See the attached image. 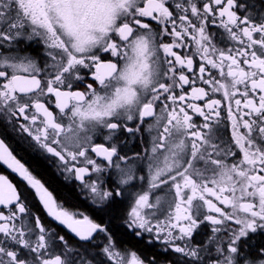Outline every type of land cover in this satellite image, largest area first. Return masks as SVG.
Wrapping results in <instances>:
<instances>
[{"label":"snow or ice","instance_id":"obj_1","mask_svg":"<svg viewBox=\"0 0 264 264\" xmlns=\"http://www.w3.org/2000/svg\"><path fill=\"white\" fill-rule=\"evenodd\" d=\"M246 7L0 0V125L71 173L97 214L66 210L0 138L2 165L74 241L0 175V264H161L136 247L146 238L177 264H264V244L244 251L264 234V12L255 21L237 10ZM210 25L232 45L219 46ZM120 131L151 139L128 156Z\"/></svg>","mask_w":264,"mask_h":264},{"label":"flooded vegetation","instance_id":"obj_2","mask_svg":"<svg viewBox=\"0 0 264 264\" xmlns=\"http://www.w3.org/2000/svg\"><path fill=\"white\" fill-rule=\"evenodd\" d=\"M239 2L240 4L247 6L244 9H237L241 15L250 13L253 20L258 21L260 19L261 13L264 12V0H239ZM210 31H214L216 33L215 42L218 43L219 46L230 47L232 45V42L227 40L226 34L222 29L217 28L215 25H210ZM27 52L29 55L35 57L41 65L43 64L44 54L41 45L35 43L29 44L27 45ZM87 82H92L90 77L88 78ZM216 98H220V94H217ZM198 103L203 104L202 101ZM196 119L199 122V120L202 118ZM129 126H132L131 122H129ZM102 134L106 135L107 130L102 129L100 132L94 134V142H101ZM154 134L155 133L153 132L152 135ZM0 138L5 140L6 144L9 146V150L13 152L17 159H19L21 163H24L25 167L29 168L33 175L40 179L41 182L53 192L57 202L64 205L66 210L78 211L84 215H88L89 217H95L97 215L91 207L89 194L86 190H82L80 182L75 180L71 173L63 171L56 160L51 158L49 154L44 153L38 147L31 145L26 133H21L18 129L13 130L11 124L9 123L7 127L0 125ZM113 139L119 145L121 154L133 156L135 153H141L143 149L148 146L151 136L147 131L137 133L135 136H131L124 131H120L116 136H114ZM37 162L42 163L51 171L57 180L67 186L73 192L74 198L65 196L60 197L57 195L53 186L39 175L35 166V163ZM129 163L135 164L138 170L144 167V163L139 160L129 161ZM138 174L146 175V172L138 171ZM0 175L8 176L9 180L14 184V186L17 187V191H23L25 193L30 201V207L32 208V211L42 218L43 223L46 226L56 228V230L61 232V234L67 236L70 243H74V241L71 239V236L67 235L63 228L58 227L56 222L50 221V218L46 216L45 210L42 209V205L38 203V198L35 197L34 190L27 185L26 181H23L22 178L18 176V174H13L6 165H2V162H0ZM204 237L205 233H201V235L197 237V240H203ZM139 243L142 244L139 249H141L149 257H157L161 261V264H169V262H171V264H177L176 254H165L161 250V244L157 243L156 245L149 246L147 238L145 241H141ZM260 244H264V234H254L252 239L246 242L244 251L246 253L255 254ZM145 248L149 249L150 251L147 252Z\"/></svg>","mask_w":264,"mask_h":264},{"label":"trees","instance_id":"obj_3","mask_svg":"<svg viewBox=\"0 0 264 264\" xmlns=\"http://www.w3.org/2000/svg\"><path fill=\"white\" fill-rule=\"evenodd\" d=\"M35 166L38 170L39 175L44 178L46 181L50 183V185L53 186L54 190L56 191V194L59 195L60 197H69V198H74L73 192L65 186L62 182L57 180L55 176L51 173V171L45 167L42 163L37 162L35 163ZM142 246L141 243L136 244V247L139 248ZM147 252L150 250L145 248Z\"/></svg>","mask_w":264,"mask_h":264}]
</instances>
